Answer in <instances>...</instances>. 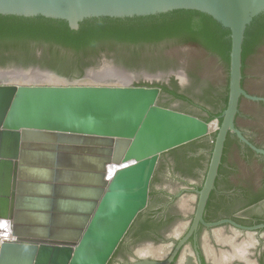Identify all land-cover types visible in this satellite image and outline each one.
Returning <instances> with one entry per match:
<instances>
[{
	"label": "water",
	"instance_id": "water-1",
	"mask_svg": "<svg viewBox=\"0 0 264 264\" xmlns=\"http://www.w3.org/2000/svg\"><path fill=\"white\" fill-rule=\"evenodd\" d=\"M176 9L203 12L230 30L227 101L216 118L205 120L160 106V88L127 83L135 74L118 63L94 67L90 60L83 78L69 82L43 63L48 55L37 48L27 71L0 69L29 73L0 78V218L9 221L13 236L0 241V264H107L147 206L160 155L166 152L174 158L183 174L182 156L204 148L203 142L187 143L214 134L192 230L201 221L227 133L247 143L234 126L239 98L264 101L241 87L244 31L264 12V0H0V15L62 19L71 29L86 18ZM175 46L162 42L135 54L132 45L114 43L109 48L131 69L134 63H147L151 72L160 60L173 56L176 65L166 64L163 72L186 73L205 66L207 73H226L218 54ZM213 84L207 104H213L216 114L223 96L217 94L215 80ZM161 101L179 104L165 96ZM113 163L119 166L108 177L107 166ZM158 170H163L162 161ZM159 180H154V189L169 185ZM256 227L264 225L252 228ZM135 264L157 262L145 259Z\"/></svg>",
	"mask_w": 264,
	"mask_h": 264
},
{
	"label": "flooded vegetation",
	"instance_id": "flooded-vegetation-1",
	"mask_svg": "<svg viewBox=\"0 0 264 264\" xmlns=\"http://www.w3.org/2000/svg\"><path fill=\"white\" fill-rule=\"evenodd\" d=\"M160 43L134 49L139 51ZM168 43L193 49L172 41ZM110 46L112 44H106L96 56L111 49ZM161 62L173 67L177 59L175 61L170 56ZM159 76L160 80L154 83L138 82L134 85L159 87L161 94L157 103L160 106L206 119L181 105L194 103V99L182 91L184 86L193 87L192 78L181 76L171 69L159 72ZM247 82L257 85L258 90L249 87ZM244 85L249 94L264 98V41L247 58ZM161 96L179 104H166L161 101ZM224 96L216 114L202 107L207 118L220 115ZM244 99L238 103L234 126L247 143L235 133H227L213 186L204 202L201 221H197L191 230L199 202L198 191L204 185L209 168L214 134L187 143L210 139L208 148L204 150L203 163L198 154L183 155L181 160L186 163L181 166L183 176H173L168 186L154 189L159 163L170 161L165 156L166 152L160 155L150 181L147 206L138 213L107 264H135L145 259L157 264H264V227L252 228L264 225V152H260L264 151V101ZM188 233L177 252L168 260L177 243Z\"/></svg>",
	"mask_w": 264,
	"mask_h": 264
},
{
	"label": "trees",
	"instance_id": "trees-1",
	"mask_svg": "<svg viewBox=\"0 0 264 264\" xmlns=\"http://www.w3.org/2000/svg\"><path fill=\"white\" fill-rule=\"evenodd\" d=\"M162 41L188 45L203 53H216L222 58L227 74L224 109L228 92L230 30L203 12L176 9L146 16L92 17L80 21L77 29H71L62 19L0 15V59L14 55L18 59L34 60L35 50L41 48L42 55H48L43 63L59 74L72 75L83 59L96 56L106 44L120 43L141 48ZM262 41L264 12L254 17L244 31L241 87L248 93L244 85L246 61ZM133 52L135 54L137 50ZM244 100L240 97L238 103ZM212 118L209 116L205 120Z\"/></svg>",
	"mask_w": 264,
	"mask_h": 264
},
{
	"label": "rangeland",
	"instance_id": "rangeland-1",
	"mask_svg": "<svg viewBox=\"0 0 264 264\" xmlns=\"http://www.w3.org/2000/svg\"><path fill=\"white\" fill-rule=\"evenodd\" d=\"M92 60V66H104L109 64L118 63L120 69L131 71L135 74L134 79L128 78L129 84L150 82L154 83L155 81H159L160 77L159 72H163L166 68V64H163L160 60L157 67L153 69L151 72L149 71V65L147 63H134L133 68L131 69L127 64H125L114 52L113 49H108L105 52H102L101 55L93 56L89 58L83 59L78 68L72 72V75L67 76V74H59V76L64 77L67 81L74 82L78 79L83 78L85 69L89 66V62ZM23 61V62H22ZM0 69H23L27 71L29 69V61L24 60V58L18 59L14 55H5L2 59H0ZM10 72V71H9ZM79 74L77 77L74 74ZM143 73V74H142ZM142 75L136 77V75ZM181 76H189L192 78L193 87H182V91L194 99V104L203 105V107L211 110L213 112V104H207V91H213L214 84L213 80H215L217 94L224 96L225 88L227 83V74L226 73H207L205 66H197L192 72L180 73ZM1 78V77H0ZM186 108L191 110L196 114H200L205 117V113L202 107L187 105ZM211 136V135H210ZM210 139H203L199 142H203L204 148L199 149L198 154L200 160H204V150L208 148ZM165 156L169 157L170 161H162L163 170H158L157 177L162 179L163 181H170L173 176H183L180 173V170L175 162V159L165 153ZM188 176V175H186ZM189 177V176H188ZM196 178L197 176H191Z\"/></svg>",
	"mask_w": 264,
	"mask_h": 264
},
{
	"label": "bare ground",
	"instance_id": "bare-ground-1",
	"mask_svg": "<svg viewBox=\"0 0 264 264\" xmlns=\"http://www.w3.org/2000/svg\"><path fill=\"white\" fill-rule=\"evenodd\" d=\"M29 73H20L19 71L0 72L1 78H23ZM126 75V74H125ZM127 76V75H126ZM128 77V76H127ZM129 78V77H128ZM119 166L116 163L107 166L106 175L111 177L112 173ZM13 236L9 231V221L7 219L0 218V240H11Z\"/></svg>",
	"mask_w": 264,
	"mask_h": 264
},
{
	"label": "built area",
	"instance_id": "built-area-1",
	"mask_svg": "<svg viewBox=\"0 0 264 264\" xmlns=\"http://www.w3.org/2000/svg\"><path fill=\"white\" fill-rule=\"evenodd\" d=\"M1 241V240H0Z\"/></svg>",
	"mask_w": 264,
	"mask_h": 264
}]
</instances>
